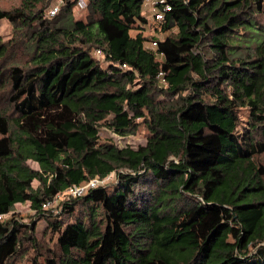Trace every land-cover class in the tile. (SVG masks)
Masks as SVG:
<instances>
[{
  "label": "trees",
  "instance_id": "obj_1",
  "mask_svg": "<svg viewBox=\"0 0 264 264\" xmlns=\"http://www.w3.org/2000/svg\"><path fill=\"white\" fill-rule=\"evenodd\" d=\"M76 1L54 20L33 2L0 9L32 29L29 59L0 65V214L29 202L44 216L70 186L118 183L62 202L58 254L26 264H264V0H164L150 34L144 0H82L89 14L74 20ZM6 52L0 39V62ZM138 118L145 145L99 139ZM7 217L0 264L23 238L36 247L34 223Z\"/></svg>",
  "mask_w": 264,
  "mask_h": 264
},
{
  "label": "rangeland",
  "instance_id": "obj_2",
  "mask_svg": "<svg viewBox=\"0 0 264 264\" xmlns=\"http://www.w3.org/2000/svg\"><path fill=\"white\" fill-rule=\"evenodd\" d=\"M23 1L35 3L37 10L43 9L44 17L46 19L54 20L55 18H60L64 13L61 8L63 6V4H61L63 3V0H0V9L13 10L17 7L22 6ZM78 1L79 0H77L76 4L72 7V19L83 20L88 16L89 10L87 9V7H79L77 3ZM58 3H60L61 5L58 13L53 17H48L47 11L49 7L52 5H58ZM148 14L149 12L147 11L145 15L148 16L150 27L146 26V30L144 31L145 34H150L152 32L154 23V21H151L152 19ZM262 19H264V15L262 16ZM31 31L32 29L29 27H14L7 19H0V39L2 43L7 46V52L3 60L0 62L1 68H8L19 63H25V61L29 59L30 53L32 51V44L30 40ZM135 33L136 32L134 30L131 31V34ZM176 33L177 27H173L169 31L156 34V36H158L159 39H163L169 34ZM100 61L102 65H105L102 58L100 59ZM4 91H6V88L2 86V81H0V110L9 111L11 109L8 106L6 98L2 97L1 95L4 93ZM177 96L178 95L174 96V98L172 99H177ZM160 99L165 98L163 96H160ZM167 100L171 101V99ZM246 113L247 108H243L241 113L243 119H245L243 116L246 115ZM136 123L137 125L135 130L123 137L114 134L105 126L99 127L97 131L99 139L101 141H112L118 147L129 146L131 148H137L139 145H145L147 139L150 136V131L143 119L138 118L136 120ZM257 160L260 163L264 164V154H261L257 158ZM29 164L31 167L37 168V164L35 162L30 161ZM119 171L123 173L128 172L125 169H120ZM117 183L118 174L116 172H112L108 176L103 178L100 184L98 183V186L110 190ZM32 184L34 187L38 185L36 181H33ZM69 200L70 199H67V196L64 194V192L57 195L53 199V201L49 205H47V207H44L45 209H47L44 216L36 215V212L30 208L29 202L16 203L14 205V212L11 211L8 214L9 216L7 218H10L12 215H16V217L20 219L21 223H34V231L32 232V237L33 240L36 241V247H33L32 243H29L28 239L23 238L20 245V251L14 256V258L11 259L12 264H26V262L29 261L33 256H38V259L41 261L45 257H52L54 254H58L59 249L56 244L58 233L53 230V227L50 223L51 221H54V218L58 217L57 215L61 211L62 202ZM257 247L258 246H251L250 250L254 252V249Z\"/></svg>",
  "mask_w": 264,
  "mask_h": 264
},
{
  "label": "built area",
  "instance_id": "obj_3",
  "mask_svg": "<svg viewBox=\"0 0 264 264\" xmlns=\"http://www.w3.org/2000/svg\"><path fill=\"white\" fill-rule=\"evenodd\" d=\"M158 4H161V7H158L157 6ZM78 5H79V7L82 8L84 6L83 1L82 0L79 1ZM60 7H61L60 3H58V5L50 6L48 11H47V13H48L47 16L53 17L54 15H56L58 13ZM143 8H144V13H146L147 11L149 12L148 15L150 16V18L152 20L161 21L163 19L164 12L170 10V5L164 0H144L143 1ZM156 45H157V43L155 41H153L151 44V47H155ZM94 55L98 59L103 58V55H102L100 50H96ZM121 67L124 68V67H126V65L122 64ZM161 76H162V72H159L158 77H161ZM162 82H163L164 86H167V84L164 80H162ZM101 181H102V179L100 180V179L94 178V179L88 180L86 183H84L82 185L70 186L65 190L64 194L67 196V199L76 198L78 196L85 194L90 189H94L96 187H99L98 185L100 184ZM50 203L51 202L43 204V208L47 207V205H49ZM32 210H34V209H32ZM7 215L8 214H0V220L3 218H6Z\"/></svg>",
  "mask_w": 264,
  "mask_h": 264
}]
</instances>
